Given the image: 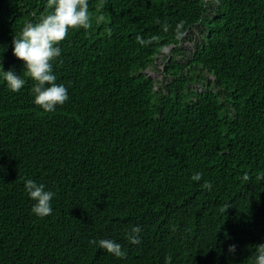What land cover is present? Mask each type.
<instances>
[{"label":"trees","instance_id":"16d2710c","mask_svg":"<svg viewBox=\"0 0 264 264\" xmlns=\"http://www.w3.org/2000/svg\"><path fill=\"white\" fill-rule=\"evenodd\" d=\"M50 13L46 0H0V62L26 81L13 93L0 79V264H252L264 244V0H89L91 27L70 29L53 65L69 99L47 113L12 41ZM165 48L156 88L147 70ZM25 179L55 193L52 215L32 213ZM134 225L138 245L125 238ZM106 238L126 257L90 243Z\"/></svg>","mask_w":264,"mask_h":264},{"label":"clouds","instance_id":"9594fccd","mask_svg":"<svg viewBox=\"0 0 264 264\" xmlns=\"http://www.w3.org/2000/svg\"><path fill=\"white\" fill-rule=\"evenodd\" d=\"M46 2L51 13L35 23H26L19 36H14L12 52L15 57L24 62L25 74L34 81L31 88L33 102L44 112L51 113L56 110L57 106H63L69 99L68 88L62 83H57V76L53 70L54 63L61 57L62 49L59 45L66 38L70 29L88 30L91 27V16L89 0H46ZM104 19L103 15L96 17L97 25ZM181 26L177 25V39L182 36L179 31ZM165 30H167V26H165ZM187 34L188 31L185 36ZM152 39L145 40L139 35L137 36V41L141 46L150 44ZM210 77L214 79L213 76L210 75ZM0 79L13 93L20 92L26 84L25 79L17 75L14 70L5 71L2 62H0ZM201 179L200 173L191 176V180L195 182H199ZM258 179H264V177H258ZM204 187L211 190V184L207 181ZM24 190L29 199L34 202L31 209L33 214L40 218L52 215V201L55 196L53 191L47 190L43 183H38L33 179H25ZM140 233L141 227L134 225L127 231L125 238L130 244L138 245L141 242ZM90 243L97 245L98 249H103L116 258L126 257L123 246L113 239L93 240ZM228 250L235 253L236 246L230 245ZM252 264H264V244L255 246Z\"/></svg>","mask_w":264,"mask_h":264},{"label":"rangeland","instance_id":"374dc122","mask_svg":"<svg viewBox=\"0 0 264 264\" xmlns=\"http://www.w3.org/2000/svg\"><path fill=\"white\" fill-rule=\"evenodd\" d=\"M200 28H197L195 30V33L192 35V37H189L191 35V33H188L185 37V41L184 43L182 44V50L187 53V55H190V53L192 51L195 50V42L196 40L199 39L200 37ZM199 34V36H198ZM171 55V49L169 48H166L163 50V52L161 53V55H159V58L156 59V63H155V66L150 69L147 70V73L151 74L154 77H156L157 79V84H156V87H158V82L159 81H162L166 78V75L164 73V65L169 61V56ZM179 59H181L180 57H178Z\"/></svg>","mask_w":264,"mask_h":264},{"label":"built area","instance_id":"2783aa9c","mask_svg":"<svg viewBox=\"0 0 264 264\" xmlns=\"http://www.w3.org/2000/svg\"><path fill=\"white\" fill-rule=\"evenodd\" d=\"M164 66H165V65H164ZM149 75L152 76L150 73H149ZM152 77H153V76H152ZM154 79H157V78L154 77ZM196 88H197L199 91H202V90H203V88L201 87L200 84H197V85H196Z\"/></svg>","mask_w":264,"mask_h":264}]
</instances>
